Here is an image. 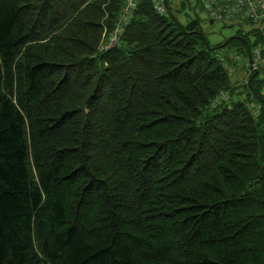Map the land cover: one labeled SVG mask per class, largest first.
<instances>
[{
    "label": "trees",
    "instance_id": "16d2710c",
    "mask_svg": "<svg viewBox=\"0 0 264 264\" xmlns=\"http://www.w3.org/2000/svg\"><path fill=\"white\" fill-rule=\"evenodd\" d=\"M123 5L0 0V264H264L263 80L150 2L99 54Z\"/></svg>",
    "mask_w": 264,
    "mask_h": 264
},
{
    "label": "built area",
    "instance_id": "2783aa9c",
    "mask_svg": "<svg viewBox=\"0 0 264 264\" xmlns=\"http://www.w3.org/2000/svg\"><path fill=\"white\" fill-rule=\"evenodd\" d=\"M142 1L144 0H125L121 18L111 34L109 42L102 45V49H107L118 43V37L123 31V27L128 23L133 10ZM148 1L151 2L156 14H165L163 0ZM200 3L209 18L214 21H245L264 26V0H200ZM255 54L259 59L260 50L258 48Z\"/></svg>",
    "mask_w": 264,
    "mask_h": 264
},
{
    "label": "rangeland",
    "instance_id": "374dc122",
    "mask_svg": "<svg viewBox=\"0 0 264 264\" xmlns=\"http://www.w3.org/2000/svg\"><path fill=\"white\" fill-rule=\"evenodd\" d=\"M182 1L183 0H168L169 7L171 8L172 14L176 18V20L180 23H183L187 17H191V18L199 17V18H201L200 30L206 36L209 44L216 45V44L220 43L223 39H228L230 37L235 36L236 31L238 29L237 25L224 26L223 24H221L219 22H214V23L210 24V23L206 22V20H205L206 17L204 16L205 13H204L203 7L198 6L196 0H194L193 2H191L190 4L185 5V6H181ZM108 16H109V14L106 11V15L101 22L103 29H102L100 41L104 42V43H107L110 40V34H109L110 32H108L107 28L103 25L104 20L106 18L108 20V18H109ZM250 29H252V27L246 25V28H243V31L245 33H248V30H250ZM100 41L98 43V47L100 45H102V44H100ZM98 47H97L98 53L100 54L101 52L99 51ZM218 51L225 58H227L229 56L231 59L234 58L233 50H230L228 47L219 48ZM245 74L246 73L244 72L243 66L238 64V66L236 67V72L234 74L232 81L238 80V81L245 82V80L241 79L242 76ZM259 75L263 76L264 72L260 71ZM87 111L88 110L85 109V112H87ZM27 135H28V132H27Z\"/></svg>",
    "mask_w": 264,
    "mask_h": 264
},
{
    "label": "water",
    "instance_id": "95a60500",
    "mask_svg": "<svg viewBox=\"0 0 264 264\" xmlns=\"http://www.w3.org/2000/svg\"><path fill=\"white\" fill-rule=\"evenodd\" d=\"M164 4H165L166 10H167V13L170 15V17H171L175 22H177V20L175 19V17H174L173 14L171 13V10H170V8H169V6H168V4H167V0H164ZM230 38H235V37H230ZM230 38H228V39L225 41V44L228 43V41H229Z\"/></svg>",
    "mask_w": 264,
    "mask_h": 264
}]
</instances>
